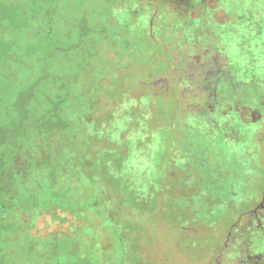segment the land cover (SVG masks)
Wrapping results in <instances>:
<instances>
[{
    "label": "rangeland",
    "instance_id": "1",
    "mask_svg": "<svg viewBox=\"0 0 264 264\" xmlns=\"http://www.w3.org/2000/svg\"><path fill=\"white\" fill-rule=\"evenodd\" d=\"M160 1L0 0V264H264V131L260 141L243 136L257 143L252 151L244 143L243 153L217 155L218 129L206 131L196 112L184 121L198 105L178 78L199 79L203 60L185 53L178 65L174 28L162 22L174 12L160 13ZM213 1L202 31L240 72L237 41L248 36L234 30L246 11L258 26L247 46L263 71L264 0ZM262 78L258 71L251 90ZM219 90L236 96L224 81ZM258 97L254 126L264 125ZM115 111L140 142L141 122L156 125L144 145L146 172L157 177L145 200L126 203L131 186L96 178V155L125 151L107 146ZM245 189L261 196L251 208Z\"/></svg>",
    "mask_w": 264,
    "mask_h": 264
},
{
    "label": "trees",
    "instance_id": "2",
    "mask_svg": "<svg viewBox=\"0 0 264 264\" xmlns=\"http://www.w3.org/2000/svg\"><path fill=\"white\" fill-rule=\"evenodd\" d=\"M162 2H164L165 5L161 7L162 10L160 13L164 12L166 14L167 10H172V12L175 13H172L173 17H166L162 22L164 24L168 21L169 27L174 28L173 32L176 38L174 50L177 52L181 61L178 65H184L186 58L183 55L185 53L192 58L191 60L193 63H198L203 60L201 70L196 71L198 72L197 74L200 75L199 79L191 80L184 76L178 78L177 86L188 88V95L191 96L193 102L198 105L196 108L187 107L186 110H184V121H186L187 124H192L190 120H188L187 114L189 112H196L207 119L210 129L206 131L212 133V130H215L214 127L218 129L216 133L220 134L222 137L219 139L217 147L212 144L213 151L211 148V151L216 152L217 155H224V153L230 154L233 153V151L243 153L240 148L244 151V143L247 146L246 150L248 152L252 151L257 143L249 138L243 141V138L246 134H252L255 139L260 141L262 139V132L264 131V125L254 126L250 124L252 120L257 119L258 112L263 109V106L258 104L254 96H259V100L264 104V86L259 90H251V84L255 81L254 79H257V72L260 71L264 75V70L262 71L259 69L263 60L257 56V49L253 48L254 50L250 51L247 46L249 41L248 32L255 33L257 31L258 26L256 27L254 19L248 18L246 11H243L242 14L240 13L242 15L241 19L246 22L242 23L240 20L239 22L243 25H239V27L234 30L239 32L244 29L245 34L248 36V39L242 38V40L238 37L237 47L242 54L243 65H241L242 70L237 72V70H233V66L230 64L228 57L222 52L216 35L211 32L204 33L202 31L203 26L201 18L204 17L206 9H208L206 7L208 0H161L160 3ZM213 2L219 5L224 3V0H215ZM196 18L200 19L196 20ZM162 27L158 26V32ZM170 31L172 32V30ZM186 33L191 37L190 41H187ZM199 36L205 37L206 40L199 41ZM178 41L180 42L178 43ZM262 80L264 81V78H262ZM221 81H224L231 91L236 94L234 98L231 97V95H229V98L221 96L219 90V83ZM182 82L184 83L181 84ZM246 85L248 90L245 87ZM238 89H240V91H238ZM161 94L165 97V93ZM148 100V98L142 100L143 104L139 110L142 119H150L147 114L150 110L145 103ZM122 116L121 112L115 111V114L110 120L112 124L110 126L111 128L107 131L109 135V143L107 146H113L116 142L124 143L125 151L121 153L120 156L102 157L96 155L94 157V164L97 165L96 168L98 172L99 169L102 168L101 172L103 173L96 174L98 176H96V178H98L99 181L109 182L110 185L119 182L120 184H128L132 187L127 190L126 196L124 197L127 203L131 199L138 200L140 197H143L145 200V193L149 191V186L157 179V177L155 179L152 178L149 176L150 174L146 172L145 164L148 163L147 160L150 159V156L148 147L144 146L147 140H154V135H149L148 133L156 125L150 123L149 120H143L141 122L142 124L140 126H142V134L145 136V141L140 142L139 140L141 138L139 139L138 137L139 133L134 132L136 129L135 127L120 124L119 119ZM162 144L166 146L170 145L169 141H164ZM192 149L193 151L197 150V148ZM189 153L192 154L190 151ZM99 166L101 168H98ZM258 167L262 169L261 165H258ZM144 183L146 187L142 186ZM244 188L245 187L242 186L239 187L238 190L241 191V189ZM246 192L247 189H245L243 196L241 195V202H247L245 198H251L250 201H253V203L248 206L251 208L260 200L261 196L259 192H255V194ZM152 210V208L144 209L143 213L149 214ZM259 213L263 215L264 211H260ZM257 217L252 214L251 218L255 220ZM261 220H264V215ZM247 227L250 228V226Z\"/></svg>",
    "mask_w": 264,
    "mask_h": 264
}]
</instances>
